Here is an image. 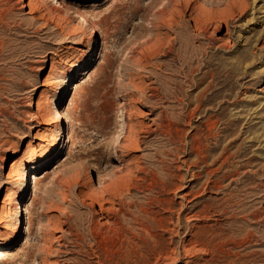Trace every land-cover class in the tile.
I'll use <instances>...</instances> for the list:
<instances>
[{
  "label": "rangeland",
  "instance_id": "obj_1",
  "mask_svg": "<svg viewBox=\"0 0 264 264\" xmlns=\"http://www.w3.org/2000/svg\"><path fill=\"white\" fill-rule=\"evenodd\" d=\"M25 3L0 0V264H264V0ZM228 119L250 149L215 146Z\"/></svg>",
  "mask_w": 264,
  "mask_h": 264
},
{
  "label": "bare ground",
  "instance_id": "obj_2",
  "mask_svg": "<svg viewBox=\"0 0 264 264\" xmlns=\"http://www.w3.org/2000/svg\"><path fill=\"white\" fill-rule=\"evenodd\" d=\"M22 2H23V4L21 5V8H23V7H26L27 6V4L25 3V2H27V0H21ZM51 2V1H50ZM52 2H54V1H52ZM25 3V4H24ZM55 4H56V6H59L60 7V3H58V1H55L54 2ZM41 4V3H40ZM45 5V4H44ZM37 6H38V4H37ZM40 7V6H39ZM20 8V9H21ZM53 9V8H52ZM76 9H78V8H76ZM56 10H58V8L57 9H55V11ZM60 10V9H59ZM60 12V11H59ZM161 12V11H160ZM162 13V12H161ZM208 14V13H207ZM160 15V17H161V14H159ZM220 21V20H219ZM207 26H209L208 25V23H205V25H204V27H202L203 28V30H204V28H206ZM222 26V25H221ZM218 27V26H217ZM229 27V26H228ZM227 27V28H228ZM202 28H200V29H202ZM216 28V27H215ZM214 28V29H215ZM217 29V28H216ZM220 29V28H219ZM218 30V29H217ZM219 31V30H218ZM212 36V35H211ZM206 37V36H205ZM198 39V38H197ZM204 39V38H203ZM206 39V41H207V43L204 45V47H203V52H202V56H203V59H202V68H205V67H209V65H210V63H212L211 61H212V58H213V54H209V52H207V51H205L206 50V48H205V46L206 47H210L212 44H213V41H214V38L213 37H208V38H205ZM193 43V42H192ZM183 45H185L186 46V43L185 44H183ZM199 45V44H198ZM94 46H96L95 45V40H93L92 41V43H91V45H89L88 46V51L89 52H93L94 51ZM182 47H184V46H182ZM187 47V46H186ZM190 47H191V45H190ZM189 47V48H190ZM184 49V48H183ZM187 49V48H186ZM185 51V50H184ZM193 51V50H192ZM187 52V51H186ZM185 52V53H186ZM199 54V53H198ZM93 57H94V55L92 56V58L90 59V61L93 59ZM88 58H86V60H87ZM90 61H85L84 63L82 62V66H87L89 63H90ZM184 63H186V62H184ZM188 63V62H187ZM186 63V64H187ZM80 65V66H81ZM79 66V65H78ZM78 66H74L75 68H73L76 72L75 73H78L80 70H81V68H79ZM79 69H78V68ZM216 67H218V66H216ZM210 69V68H209ZM213 70V69H212ZM222 69H220V67H218V68H216L215 69V71L214 72H212V73H210L209 74V71L210 70H205L204 71V74L199 78V80H200V82L199 83H203L204 82V78H205V76L207 75V74H209V76H210V78H211V80L210 81H213L214 79H218L219 78V74H220V71H221ZM236 70H235V67L233 68V67H231L229 70H228V74H227V76L229 77L226 81V83H225V85L224 86H227V90H229L230 91V93H228L227 95L229 96V98L231 97V96H234V91H235V89L239 86V84H238V80H235L234 78H235V72ZM222 72V71H221ZM75 73H73V70H72V72H70V77L67 79V83H69L70 82V80H72V77L75 75L76 76V74ZM237 74V73H236ZM221 75V74H220ZM209 78V77H208ZM175 81V80H174ZM198 82H197V84H199ZM174 84V83H173ZM211 84V82H208L207 83V85H206V87H208L209 85ZM212 86H213V84H211ZM210 85V86H211ZM174 86H175V84H174ZM211 86V87H212ZM66 87L67 88H69V85H66V82L62 85V91L61 92H63V90L64 89H66ZM205 87V88H206ZM210 87V88H211ZM209 88V87H208ZM61 94V93H60ZM219 97V96H218ZM61 98V97H60ZM207 103V102H206ZM198 107L196 106V109H197ZM225 110V109H224ZM221 114H222V112H221ZM60 116V115H59ZM190 116V115H189ZM241 120L242 119H233V120H230V119H228L227 120V122H226V126L223 128V130L222 131H219V132H217L216 133V143H215V146L216 147H222V150L223 151H225V150H228V149H232V148H235L236 150L235 151H237V152H239V151H241V153H243V152H245L247 149H250L249 147L250 146H252L251 144H247V145H244V143H243V141L242 142H240V143H238L237 144V142H238V140L240 139V137H241V135L242 134H244V132L242 131V129L240 128V126L242 125V122H241ZM65 121L66 122H68V119L67 118H65ZM214 126V123H212L211 124V127H213ZM125 126V125H124ZM130 126V125H129ZM128 125H127V127H129ZM130 129V128H129ZM212 129V128H211ZM241 129V130H240ZM124 130V129H123ZM127 132H129L128 130H126ZM130 132H131V130H130ZM129 132V133H130ZM126 137L128 136V135H125ZM130 136V135H129ZM125 138V137H124ZM126 139V138H125ZM129 139V138H128ZM127 139V140H128ZM64 140H65V138H64ZM225 141H227V143H225L224 145H222V143L223 142H225ZM64 144V141H63V139H62V135L61 134H59V135H57L55 138H54V140L49 144V146H48V148L47 149H44L43 151H41L36 157H35V161H38V160H40V159H42L43 157H46V158H51L53 155H54V153L55 154H58V153H60V151H61V148L63 147V144ZM246 143V142H245ZM121 145V144H120ZM125 145V144H124ZM122 146V145H121ZM120 146V147H121ZM126 146V145H125ZM214 146V147H215ZM14 151V150H13ZM234 151V152H235ZM28 161H30V160H28ZM29 163H31L32 164V162L30 161V162H28V164ZM17 176V175H16ZM117 176H119V175H117ZM120 177H121V175L119 176V179H120ZM122 178V177H121ZM17 179H19L20 180V183H21V185H22V188H21V193H20V196L21 197H24V192H25V190H26V172L25 173H22V174H20L18 177H17ZM36 179H38V178H36ZM115 179V178H114ZM118 180V179H117ZM12 183V182H11ZM8 190V189H7ZM7 190H5V192L7 191ZM7 195V194H6ZM6 195H4L3 196V200H2V203H3V206H2V208L3 207H5L4 205L5 204H7V203H5V199H6ZM8 197V196H7ZM92 198V197H91ZM26 199V198H25ZM47 199V198H46ZM9 200V199H8ZM41 200V199H40ZM49 200V199H48ZM46 200H41V202H40V207H44V205L46 204V202H45ZM50 202H52L51 200H50ZM50 202H48V204L50 203ZM47 204V205H48ZM51 206V205H50ZM47 207H49V206H47ZM52 207V206H51ZM45 208V207H44ZM46 209V208H45ZM50 209V208H49ZM56 209H58V207L56 208ZM49 220V219H48ZM47 220V221H48ZM48 223V222H47ZM65 223V222H64ZM40 225V224H39ZM46 225V224H45ZM44 226V225H43ZM47 226H49L48 224H47ZM37 227V232H38V230L40 231L43 227H41V226H36ZM50 229H51V227H50ZM43 230H46L45 229V226H44V228H43ZM44 234H45V232L44 231H42ZM20 233H21V229H20V221L17 219V220H10V221H8L6 224H5V226L2 228V229H0V242H8L9 240H11V239H15V238H17V237H19V235H20ZM41 234V233H40ZM37 235V234H36ZM39 235V234H38ZM46 236V235H45ZM41 237V236H40ZM52 238V237H51ZM59 238V237H58ZM57 238V239H58ZM42 239V238H41ZM55 239V238H54ZM50 240V239H49ZM52 240V239H51ZM37 241H39L38 239H37ZM53 241V240H52ZM42 242V241H41ZM47 242V241H46ZM45 242V243H46ZM50 242V241H49ZM40 243V242H39ZM44 243V242H43ZM51 244V243H50ZM44 245V244H43ZM46 245V244H45ZM44 245V246H45ZM44 246H42L43 248H44ZM46 248V247H45ZM48 248V247H47ZM48 249H50V246H49V248ZM50 251V250H49ZM43 252H45L44 250H43ZM46 253H47V251H46ZM48 254V253H47ZM47 254H45V255H47ZM44 255V256H45ZM49 256V255H48ZM44 258V257H43ZM42 258V259H43ZM46 259H47V256H46ZM46 259H45V261H46ZM42 262V261H41ZM38 264V263H37ZM40 264V263H39ZM42 264V263H41ZM43 264H44V262H43ZM46 264V263H45Z\"/></svg>",
  "mask_w": 264,
  "mask_h": 264
}]
</instances>
